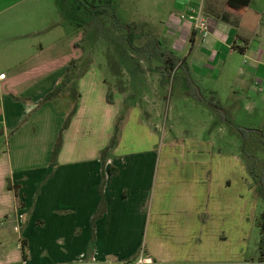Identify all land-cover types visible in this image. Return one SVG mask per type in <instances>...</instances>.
<instances>
[{
  "label": "crops",
  "instance_id": "0c3cea01",
  "mask_svg": "<svg viewBox=\"0 0 264 264\" xmlns=\"http://www.w3.org/2000/svg\"><path fill=\"white\" fill-rule=\"evenodd\" d=\"M179 1L203 8L209 20L210 35L197 49L198 32L181 21L184 12L170 16L169 26L177 30L171 35L184 31L183 46L192 41V52L201 53L193 69L191 56L181 59L188 71L197 65L207 77L228 76L229 100L252 95L263 103L264 0L251 1L249 11L260 15L254 30L228 0ZM62 2L0 0V76L6 75L0 78V264H83L91 248L99 262H131L143 250L157 264H262L248 257L245 226L234 218L243 205L242 177L248 179L238 150L231 154L239 140L223 125H209L206 139L199 129L189 134L169 128L155 107L146 118L134 106L147 89L141 86L145 67L139 68V99L133 87L119 92L105 68L92 64L77 80V101L65 89L43 103L61 86L71 62L84 56L75 46L85 38L83 25L70 22L72 8ZM105 79L115 91L112 105ZM213 97L225 114L232 111L231 102ZM75 103L52 168L53 149ZM257 104L253 100L244 110L255 111ZM124 105L129 109L120 139L104 164L101 154ZM168 106L174 107L172 101ZM110 169L117 172L110 175ZM103 200L106 213L96 219Z\"/></svg>",
  "mask_w": 264,
  "mask_h": 264
},
{
  "label": "rangeland",
  "instance_id": "374dc122",
  "mask_svg": "<svg viewBox=\"0 0 264 264\" xmlns=\"http://www.w3.org/2000/svg\"><path fill=\"white\" fill-rule=\"evenodd\" d=\"M62 1L60 2L59 0H56V5L59 6V3L62 4ZM66 3L72 8V21L70 22L72 24L80 23L86 27V30L88 31L85 36L88 40L86 41L85 46L88 48L89 52H91L89 55L93 58L92 62L105 68L106 77L109 80L114 81L115 87L119 86V92L125 91L126 86L128 87L127 90H130L133 87L134 94L132 95L131 93V95L135 96L134 99H139L138 92L136 91L139 90V84H141L138 81V75L140 73L138 68L140 65L145 67L147 70V76L142 79L141 86L146 84L147 89L145 90L142 88L143 90L140 91L142 93V98L144 97V92L147 93L148 98L143 100L140 97L141 101L134 106H136L135 108L144 110L146 118L149 116V109L155 107V112H162L161 122L163 125L168 123L169 128L172 127L173 129L182 127L183 133L186 131L189 134H192L195 130L199 129L200 136L202 135L205 139L208 138V131L211 125L212 128L215 125L216 127L223 125L225 130H227L228 135L229 132H231L230 137L233 138L234 141H236L235 139L239 140V143L237 141L235 144L232 143V157L235 155V150L236 152L238 150V155L243 160L242 148L245 146L247 151L257 155L260 160L264 159L263 150L254 135L243 145L240 137L227 123V121H229L232 125H235L234 127L238 126L247 129L262 128L264 126V101L262 103L258 100L257 96L252 95H247L249 97H246V99L238 98L237 101L235 99L229 100V77L223 75V80H219L220 77H207V71H201L197 65H195V69L192 70V72H189L188 68L186 69L185 66L178 68L174 75L175 80H173L166 88H162L160 78L158 80V75L160 74L156 70L157 67L163 65L161 62L157 60L148 61L134 55L131 58H126V56L121 55L122 53H128V50L118 44L116 39L112 40L109 38V33H107L106 30L109 27L107 24L108 18L104 19L102 24L100 23V30L96 31V22L91 20L90 17L81 15L75 9L73 0H66ZM181 4L182 3H180L179 0H114V6L120 19L123 22L134 23L136 25L139 42H141V36L156 38L161 42L164 50L174 52L179 59L186 60L191 56L189 62L193 69L192 60H200L201 53H198V51L195 53L192 52V41H188L183 46L185 43L183 38L186 37L185 32L180 30L178 35L172 36L171 33L177 34V30L169 26L171 20L170 16L173 14L179 16L180 12H184L183 14H185L191 8H196L193 6H183ZM201 9L205 14L204 9ZM79 28H81V26ZM197 35L198 38L195 48L199 49L202 35L200 33H197ZM237 60L242 61L241 58H238ZM119 61L125 64L121 65L119 64ZM203 62L207 63V61ZM149 67L152 68L151 71H149ZM117 68L118 70L120 69V81L114 77L115 73H113V71L117 72ZM125 68L128 71L123 75L121 69L124 71ZM229 75L231 77L233 76L231 73ZM188 84L197 87L201 91L204 98L203 102H197L189 96ZM212 96H220V98L222 97L224 99V102H231V104L226 103L228 106H231L232 110L225 114L227 121L221 122L220 119L216 117L217 110H214L210 106ZM253 100L254 102L257 100L258 108H256L255 111H245L244 109L248 107ZM169 101H172V106H174L170 110H168ZM144 102L147 104L145 105ZM159 103H162L161 108H159ZM157 105L158 107H156ZM146 106H148V108ZM236 108H241L243 113L237 114ZM128 109L129 106L124 105L121 116H123V113ZM211 114H214L217 118L215 120L216 122L214 121L216 124H211ZM173 138L176 137L173 136ZM219 138L222 142H225L223 133H221ZM200 144L206 145L202 142ZM258 173L264 175V168L261 170L259 169ZM247 175V183H245V180H243L242 177L241 187L242 191L245 192L243 196L241 195V203L243 204L242 209L240 210L237 208L238 214L235 215L234 218L239 222L241 221L242 225L245 226V233L248 239V248L246 250L248 257L260 261L261 254L258 249L260 232L257 223L264 211V203L256 191L254 177L251 176L249 172ZM262 264H264V262Z\"/></svg>",
  "mask_w": 264,
  "mask_h": 264
},
{
  "label": "trees",
  "instance_id": "16d2710c",
  "mask_svg": "<svg viewBox=\"0 0 264 264\" xmlns=\"http://www.w3.org/2000/svg\"><path fill=\"white\" fill-rule=\"evenodd\" d=\"M252 0H228V7L229 9L243 13L245 14V25L250 29L254 30L256 27L257 22L259 21L260 15L249 11L250 5ZM74 7L77 11L82 12V15H85L87 17H90L91 20H94L97 24L96 31L100 30V23L102 24L104 19H107V24L109 27L106 29L107 33H109L110 39H116L117 43L122 45V47H125L128 50V53L121 55L126 56V58H131L133 55L137 56L142 59H146L148 61L157 60L161 62L163 65L156 68L157 72L160 74V84L162 88H166L168 85L172 83L173 80H175L174 75L176 74V71L178 68L184 67L187 69L186 64L184 61H181L178 57H176L174 52L166 51L162 48L161 42L156 38L141 36L140 41H138V34H137V27L134 23H126L123 22L114 6V0H73ZM99 20V21H98ZM84 28L85 36L88 32L86 30V27ZM87 38L85 37L80 43H77L75 46L77 48H80L84 52V56L80 60H73L71 64L69 65L66 77L61 84V86L48 94L43 103H47L57 97H60L62 95V92L65 89H69L71 96L73 97V100L77 101L79 99V95H77L76 91V84L77 80L83 76L89 69V67L94 64L93 58L89 55V50L85 46ZM93 44V43H92ZM90 56V59H89ZM120 57V56H119ZM116 60V59H115ZM118 60V59H117ZM119 64L124 65L125 63H121L119 61ZM139 65V64H138ZM141 66H139L140 68ZM138 68V69H139ZM120 70V69H119ZM117 68V72L113 71L114 77L119 80V72ZM122 74L124 75V71L121 69ZM120 81V80H119ZM105 82L107 85H109L108 93H107V102L108 104L112 105L114 104V98H115V91L112 88V86L108 83V81L105 79ZM119 86H116L115 88L118 89ZM125 89L127 90L128 87L126 86ZM125 90V91H126ZM124 92V91H123ZM188 94L197 102H203L204 98L201 93V91L197 87H193L190 84H188ZM217 99L215 97H211L210 100V106L214 110H217L216 117L220 119L221 122L227 121V118L225 116L224 108L221 106L220 102H216ZM76 103L75 106L68 116L67 120L65 121V124L61 130V133L58 136L57 142L55 144V147L53 149L52 153V162L51 167L55 168L57 166V159L59 156V152L62 148L63 144V132L68 129L72 118L74 117L76 113ZM126 113V112H125ZM125 113H123V116H120L116 127H115V133L114 137L110 143V145L102 152L101 154V160L105 164V161L110 153L111 150L115 148L119 141L120 136V128L121 124L124 121ZM227 123L231 126V128L237 133V135L240 137L242 144L244 145L251 136H255L257 138L258 144L261 146L263 150L264 155V126L259 129H247L243 127H234L235 125H232L231 122L227 121ZM231 129V130H232ZM253 137V138H255ZM242 157L243 160L246 162L247 165V171L250 173L251 176L254 177V182L256 185V191L258 195L261 197L263 203H264V175H260L258 173V170L264 168V159L260 160L257 155H255L252 152L247 151L245 146L242 148ZM117 171L115 169H110L109 174L114 175ZM9 190H13L16 193H18L17 187H12V185L9 184ZM106 213V205L104 200L101 202V205L99 207V210L96 215V219L101 218ZM258 228L260 232V239L258 244V249L261 254L260 262L263 263V257H264V211L261 214L259 220H258ZM22 251H23V259L26 261L29 259V250L27 247L26 242H23L22 244ZM93 251V248L89 250V255H91Z\"/></svg>",
  "mask_w": 264,
  "mask_h": 264
},
{
  "label": "built area",
  "instance_id": "2783aa9c",
  "mask_svg": "<svg viewBox=\"0 0 264 264\" xmlns=\"http://www.w3.org/2000/svg\"><path fill=\"white\" fill-rule=\"evenodd\" d=\"M181 21L191 23L194 31L200 33L204 39H207L210 35L209 30V20L208 17L204 14L201 8H194L187 11L185 14H182L180 17ZM5 74L1 75L0 78L4 79ZM16 231H19V227L15 228ZM81 262L83 264H157L153 257L146 254L143 250L139 256L131 262H99L97 258V252L95 249L92 251L91 255H83L81 257Z\"/></svg>",
  "mask_w": 264,
  "mask_h": 264
}]
</instances>
